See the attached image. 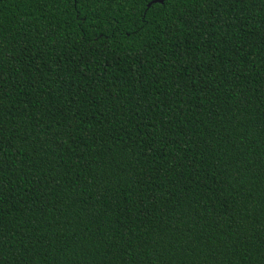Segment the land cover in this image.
<instances>
[{
  "label": "trees",
  "instance_id": "16d2710c",
  "mask_svg": "<svg viewBox=\"0 0 264 264\" xmlns=\"http://www.w3.org/2000/svg\"><path fill=\"white\" fill-rule=\"evenodd\" d=\"M0 0V264H264V0Z\"/></svg>",
  "mask_w": 264,
  "mask_h": 264
},
{
  "label": "water",
  "instance_id": "95a60500",
  "mask_svg": "<svg viewBox=\"0 0 264 264\" xmlns=\"http://www.w3.org/2000/svg\"><path fill=\"white\" fill-rule=\"evenodd\" d=\"M165 0H152L151 2H149L148 6L151 4V3H162L164 2Z\"/></svg>",
  "mask_w": 264,
  "mask_h": 264
}]
</instances>
